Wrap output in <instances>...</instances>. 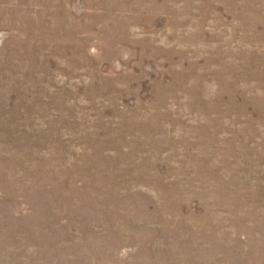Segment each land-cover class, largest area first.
Wrapping results in <instances>:
<instances>
[{
  "label": "rangeland",
  "instance_id": "1",
  "mask_svg": "<svg viewBox=\"0 0 264 264\" xmlns=\"http://www.w3.org/2000/svg\"><path fill=\"white\" fill-rule=\"evenodd\" d=\"M0 264H264V0H0Z\"/></svg>",
  "mask_w": 264,
  "mask_h": 264
}]
</instances>
